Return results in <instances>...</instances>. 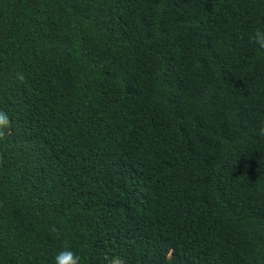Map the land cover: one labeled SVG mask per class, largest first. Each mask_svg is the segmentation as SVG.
Returning <instances> with one entry per match:
<instances>
[{
	"label": "trees",
	"instance_id": "obj_1",
	"mask_svg": "<svg viewBox=\"0 0 264 264\" xmlns=\"http://www.w3.org/2000/svg\"><path fill=\"white\" fill-rule=\"evenodd\" d=\"M258 28L264 0H0V264H264Z\"/></svg>",
	"mask_w": 264,
	"mask_h": 264
},
{
	"label": "clouds",
	"instance_id": "obj_2",
	"mask_svg": "<svg viewBox=\"0 0 264 264\" xmlns=\"http://www.w3.org/2000/svg\"><path fill=\"white\" fill-rule=\"evenodd\" d=\"M250 42L264 49V29H256L250 37ZM10 132L11 121L5 112L0 111V140L5 139ZM260 134L264 135V126L261 127ZM52 231L57 230L53 227ZM54 264H81V257L65 246L54 257ZM105 264H125V261L121 257H109L106 258Z\"/></svg>",
	"mask_w": 264,
	"mask_h": 264
}]
</instances>
